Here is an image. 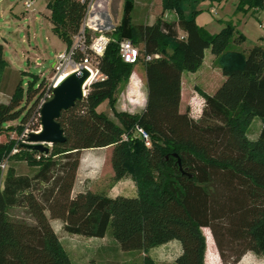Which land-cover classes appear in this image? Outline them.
I'll return each mask as SVG.
<instances>
[{
    "label": "trees",
    "instance_id": "trees-1",
    "mask_svg": "<svg viewBox=\"0 0 264 264\" xmlns=\"http://www.w3.org/2000/svg\"><path fill=\"white\" fill-rule=\"evenodd\" d=\"M199 1L162 0L164 10L177 12L182 38L172 36V22L162 19L135 25V0H125L121 22L96 60L105 77L94 80L84 99L60 116L66 141L41 152L18 138L0 140V264H75L52 219L64 221L67 232L85 237L104 238L111 229L126 251L148 252L179 240L182 253L177 264H206L204 227L211 228L221 254L222 229L244 243L242 252L224 264H236L246 251L264 255V44L248 52L231 49L235 24L223 21L219 32L205 31L196 21ZM48 6L53 29L70 51L88 2L51 0ZM255 9L264 10V0H239L236 8L242 13ZM87 35L90 44V31ZM123 38L139 46L137 62L123 60ZM237 38L243 42V35ZM208 48L224 79L213 93L197 86L205 98L197 120L180 109L182 73L198 71ZM149 54L160 57L147 60ZM73 58L80 62L85 56L75 49ZM140 65L147 72L146 107L141 113L119 111L118 89ZM24 73L11 66L0 42V92L9 97L0 101V136L22 135L31 127L50 88L43 89L46 81L39 75L25 79ZM107 99L120 123L98 111ZM257 117L263 126L253 140L248 129ZM138 126L148 132L152 146H146ZM107 146H112L113 179L130 176L137 195L111 197L92 189L73 195L82 151ZM15 147L18 151L13 153ZM12 158L25 160L36 172L20 174L11 164L4 171L1 163ZM143 264L159 262L146 254Z\"/></svg>",
    "mask_w": 264,
    "mask_h": 264
},
{
    "label": "rangeland",
    "instance_id": "rangeland-1",
    "mask_svg": "<svg viewBox=\"0 0 264 264\" xmlns=\"http://www.w3.org/2000/svg\"><path fill=\"white\" fill-rule=\"evenodd\" d=\"M45 1V0H42ZM96 4L100 3L101 0H94ZM208 0L199 1L196 5L200 11L197 13L196 21L198 25L209 33H217L225 26L224 20L232 21L237 24L236 32L230 41V48L237 50H244L248 47H252L258 43L264 42V10L262 9L258 17L249 16L243 18L242 11L236 10V5L239 0H229L228 4L225 3H214L210 5ZM125 0H106L102 5L97 7L96 14H98L104 23L103 32L109 37L113 35L114 28L121 22V18L124 13ZM49 7V6H48ZM212 7L216 10L213 12L210 9ZM172 14V15H171ZM177 12L164 10L162 0H135V7L133 10V22L135 25L140 24H152L162 19L166 22H172V28L168 31L171 32L174 37H181L180 29L176 19ZM178 16V14H177ZM241 18V19H240ZM38 29V26H32L31 35L26 36L24 41H15L12 50L5 49L6 58L12 66L17 67L21 71L25 72L28 77L33 75H39L41 79H45V85L43 89H47L54 83L55 75V63L58 60L60 53L66 51V43L52 30L47 32L46 30L40 31L38 38L33 36L34 31ZM92 40L100 34L98 31L90 30ZM239 35H243V42L238 41ZM22 36V35H21ZM237 38V40H236ZM1 39V38H0ZM143 47V45H140ZM88 56L90 61L95 65L96 57L89 51L84 54ZM70 59H68L69 61ZM139 64H143L140 62ZM141 68L144 66L140 65ZM203 73L199 76V84L203 89L211 92L212 85L219 79V73L215 70V65L211 64V52L209 51ZM212 71V72H211ZM189 74V73H186ZM96 79H100V73L96 76ZM212 80V81H211ZM94 81V80H93ZM92 81V82H93ZM129 82L121 83L117 92V106L118 108H129L127 90ZM92 83L86 86V91ZM199 86V85H198ZM198 91V89H197ZM199 92V91H198ZM197 96L196 92H193ZM212 93V92H211ZM201 95V93L199 92ZM203 96V95H201ZM199 96L196 98L194 105H184L183 112L189 111L190 115H199L197 120L202 116V112L205 106V100ZM9 97L5 94L0 93V101L8 100ZM101 110L108 112L110 110L109 100H105L101 104ZM124 110V109H122ZM195 118V117H194ZM196 119V118H195ZM262 120L260 117L255 118L254 122L248 129L250 139L257 137L258 130ZM16 122H13V124ZM39 125V121L34 118L31 121V127L36 128ZM10 138H18L22 141V135L17 132L7 133L0 136V140L8 141ZM26 143V142H24ZM111 152L112 149H108L106 152H102L101 156V168H102V180L100 184H93L94 188L103 191H112L115 194L116 191H122L123 187H114V179L112 178L113 171L111 165ZM101 153V152H100ZM11 165H23L21 171L31 170V166L25 160L12 158ZM4 179V176H3ZM125 184V183H124ZM126 185V184H125ZM114 187V188H113ZM132 187V185H131ZM129 187L126 185V189ZM111 189V190H110ZM125 190V189H123ZM137 191V186L133 189ZM129 191V190H128ZM130 190L129 192H131ZM133 192V191H132ZM12 213L21 217L27 216L22 209H13ZM59 229L60 235L63 238V242L72 253L76 260V264H143L144 256L146 254L153 256L159 264H177L175 256L179 253L181 247L177 241H171L160 246L153 247L148 252L139 250H123L121 249L118 241L113 237L111 229L107 233V237L96 238V237H77L70 235L63 228ZM203 235L206 239V250H205V262L206 264H224L227 261H232L242 250L244 249V243H237L227 232L225 233L222 229L218 234L223 248V254H221L218 244L213 235L210 227L202 228ZM236 264H264V255L258 254L253 251H246L240 260Z\"/></svg>",
    "mask_w": 264,
    "mask_h": 264
},
{
    "label": "crops",
    "instance_id": "crops-1",
    "mask_svg": "<svg viewBox=\"0 0 264 264\" xmlns=\"http://www.w3.org/2000/svg\"><path fill=\"white\" fill-rule=\"evenodd\" d=\"M50 1L51 0H45V1L38 0L32 8L28 9L24 5V0H0V38H1L0 42H2L4 44L5 49L9 48L12 50V47L14 46L15 41H19V40L24 41L26 38L25 35L30 37V35L32 33L31 32L32 26H35V27L38 26V29H36V31H34V33H33V36L35 38H38L39 30L43 31V32H44V30H46L47 32L52 30L53 32H55L53 29L54 24L51 20L52 11L48 7V4ZM228 1L229 0H224L221 3L228 4ZM207 2H210V1H207ZM211 4H214V3L210 2V5ZM236 7H237V5H236ZM209 9L211 12V8H209ZM261 10L262 9H255V10H251L249 12H243V18L242 19H245L246 17H249V16L258 17V14ZM170 11H174V10H170ZM175 17H176V19L174 22H177L178 21L177 14ZM224 21H228V20H224ZM235 25L237 26V24H235ZM103 26H104V23L102 24V27ZM263 26H264V24H263ZM180 33H181V35L183 34V32L181 30H180ZM258 44H264V42H261ZM250 48L251 47H248V48L244 49L243 51L248 52V50ZM209 51L211 52V64L215 65V70L218 71V73H219V79L211 87L212 93L216 90V88L220 85V83L224 79V76L221 73V70H219L220 68L217 67L215 64L216 56L212 53L210 48L206 49L205 50V56H204L205 59H204V63L202 65V67L196 72L184 71L182 73V84H181L182 85V96H181V103H180L181 111H183L184 105H186L188 103H189L188 105H194L196 98L201 96L199 94V92L197 91V86L199 85V87H200L198 79H199V76L204 71L203 68H204L205 60H206V56H207ZM12 67L15 69H18L15 66H12ZM146 73L147 72L145 71V69L141 68L140 66H137L134 69V72L132 73V75L129 79L130 83L128 85L129 87L127 90L129 108L123 107L120 109V108H118L117 103H116L117 110L127 111V112H131V113H141L144 110V108L146 107V104H147V97H148V88H147V84H146ZM186 73H189V74H186ZM205 91L208 93H211L207 90H205ZM193 92H196L197 96H195ZM0 93H2V92H0ZM2 94H4V93H2ZM201 97H203V96H201ZM203 99L205 100L204 97H203ZM3 101H6V100H3ZM100 107H101V105L98 106V108H97L98 111L105 112V111H102ZM122 109H124V110H122ZM105 113L111 119H113L117 123H120L119 120L117 119V117H115V115H113L114 112H113L111 107H110V110H108V112H105ZM194 117L196 119H198V117H200V116L194 115ZM260 121H261L260 128L258 130L257 137L254 140H256L258 138L260 131L262 129V126H263V123H262L263 121L262 120H260ZM248 136H249V134H248ZM108 149H112V146L101 147V148H88V149H84L82 151L81 162H80V166H79V169L77 172V178H76V181L74 184L75 186L73 189V195H76L78 192L86 190V189H92L94 191H103V190H98L97 188H94L93 184H100V182L102 180V173L103 172H102V168H101V162L102 161H101L100 154H102L103 151L106 152ZM111 154H112V152H111ZM14 167L16 168L17 172L20 174L33 175L36 172L35 167L32 168L33 169L32 172H31V170L21 171L20 169L23 167V165H20V164H19V166L14 164ZM112 171H113V168H112ZM113 176H114V171H113L112 178H113ZM113 181H114V184H113L114 187L121 186L125 190L121 189L122 191H116L115 194H112V191H108V192L104 191L109 196L115 197L118 195H125V196L137 195V191L133 190L135 187V181L130 176L124 177L118 181H115V180H113ZM124 183L127 185V187H129L128 190L129 191L132 190L133 192L132 191L129 192L126 189V185ZM131 185H132V187H131ZM51 223H52L54 229L56 230V232L59 236V239L61 240V243L63 244V246L65 247V249L69 253L71 259L75 263L76 262L75 258L73 257L70 250L67 248L66 244L63 242V240H62L63 238L60 235L59 229H57L59 227L64 229V221H62L60 219H52ZM67 233L70 235H73V236L83 237L81 235L71 234L69 232H67ZM96 238H99V237H96ZM172 241H177L181 247L179 253L175 256V259H176L182 253V244L179 240H172ZM170 242H168V243H170Z\"/></svg>",
    "mask_w": 264,
    "mask_h": 264
},
{
    "label": "built area",
    "instance_id": "built-area-1",
    "mask_svg": "<svg viewBox=\"0 0 264 264\" xmlns=\"http://www.w3.org/2000/svg\"><path fill=\"white\" fill-rule=\"evenodd\" d=\"M37 1L38 0H24V5L26 6V8L30 9L34 6V4ZM81 1L88 2V8H87L86 16L83 20L82 28L78 34L74 35V44H73L72 49L70 51L66 49V51L59 54L58 60L54 66V69H55L54 80L55 81L52 85H50V88L44 93L38 105L37 111L34 115V118H36L39 121V126L38 128H32L30 126H27L24 133L22 134V142H28V139L26 138H28L31 132L42 131L41 130V108L43 106V103H45L49 98L52 97L53 88L58 85L60 80L63 79L62 78L63 76L64 77L67 76L71 72L77 70L79 66L83 65V66H86L91 71V74H93V72L95 71L97 72V75L100 73V78L105 77V75L102 74L97 67L98 61H96V64L94 65L90 61V58L88 56H85V58L80 62H77L73 58L74 50L77 49L83 52L84 54L90 51L96 57V60H97L98 57L104 55L107 45L109 41L112 39L108 35L104 34L103 27H102L103 21L101 20L100 16L96 14L97 7L99 8V6L102 5V3L106 0H101L100 3L98 4H96L94 0H81ZM211 10L213 12L216 11L214 8H212ZM90 30L98 31L100 32V34L96 36L92 40V42L89 44L88 39H87V36H88L87 34ZM181 37L182 38L184 37V33L181 35ZM119 47H120V54L123 60H125L126 62L135 63L139 60L140 48L133 40L129 38H123L119 41ZM159 57H160V54H153V55L149 54L146 56V59L151 60L153 58H159ZM68 59L70 60L68 61ZM86 95H87V91L85 90V96ZM138 131L143 137L146 143V146L148 147L152 146L151 137L148 134V132L140 126H138ZM17 151L18 149L15 147L13 149V153ZM8 165H9L8 160H4L1 163V167L4 171L7 170Z\"/></svg>",
    "mask_w": 264,
    "mask_h": 264
},
{
    "label": "water",
    "instance_id": "water-1",
    "mask_svg": "<svg viewBox=\"0 0 264 264\" xmlns=\"http://www.w3.org/2000/svg\"><path fill=\"white\" fill-rule=\"evenodd\" d=\"M93 74L86 66H79L77 70L65 76L52 90L49 98L41 108V130L31 132L25 144L32 149L48 152L49 146L66 141L64 129L59 122L63 111L69 110L85 97L87 81Z\"/></svg>",
    "mask_w": 264,
    "mask_h": 264
},
{
    "label": "bare ground",
    "instance_id": "bare-ground-1",
    "mask_svg": "<svg viewBox=\"0 0 264 264\" xmlns=\"http://www.w3.org/2000/svg\"><path fill=\"white\" fill-rule=\"evenodd\" d=\"M96 75H97V72L94 71L93 75L91 76V78L87 81L86 86L89 85L90 83H92V81L96 78ZM62 78H64V76Z\"/></svg>",
    "mask_w": 264,
    "mask_h": 264
}]
</instances>
